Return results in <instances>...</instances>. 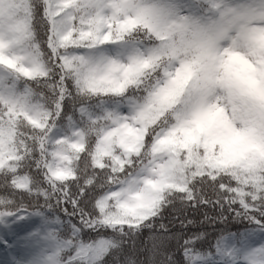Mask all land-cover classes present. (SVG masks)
<instances>
[{"label": "snow or ice", "instance_id": "1", "mask_svg": "<svg viewBox=\"0 0 264 264\" xmlns=\"http://www.w3.org/2000/svg\"><path fill=\"white\" fill-rule=\"evenodd\" d=\"M0 264H264V0H0Z\"/></svg>", "mask_w": 264, "mask_h": 264}]
</instances>
